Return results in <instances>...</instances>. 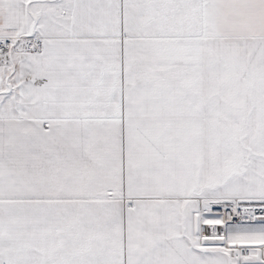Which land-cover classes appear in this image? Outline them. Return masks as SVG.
Listing matches in <instances>:
<instances>
[{
    "label": "snow or ice",
    "instance_id": "snow-or-ice-1",
    "mask_svg": "<svg viewBox=\"0 0 264 264\" xmlns=\"http://www.w3.org/2000/svg\"><path fill=\"white\" fill-rule=\"evenodd\" d=\"M0 264H264V0H0Z\"/></svg>",
    "mask_w": 264,
    "mask_h": 264
}]
</instances>
